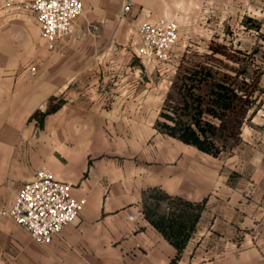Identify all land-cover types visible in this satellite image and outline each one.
Segmentation results:
<instances>
[{"label": "crops", "instance_id": "crops-1", "mask_svg": "<svg viewBox=\"0 0 264 264\" xmlns=\"http://www.w3.org/2000/svg\"><path fill=\"white\" fill-rule=\"evenodd\" d=\"M81 3L51 44L33 11L0 0V211L41 168L86 198L47 244L0 217V264H264V163L237 170L160 131L178 54L158 64L137 53L143 22L174 20L177 40L209 41L217 24L261 18L264 0ZM155 192L204 202L178 254L145 218L167 210Z\"/></svg>", "mask_w": 264, "mask_h": 264}, {"label": "rangeland", "instance_id": "rangeland-1", "mask_svg": "<svg viewBox=\"0 0 264 264\" xmlns=\"http://www.w3.org/2000/svg\"><path fill=\"white\" fill-rule=\"evenodd\" d=\"M262 13L261 18L249 16L230 25L217 24L209 41L207 38L197 37H190L188 41L177 40L168 51V60L157 62L167 63L171 54H178L173 79H178V84L186 68L196 70L193 66L197 63L211 68L215 78L228 74L237 83L244 81L250 84L247 90L251 93V104L247 113L240 118V124L233 130L234 135L227 130L220 131L216 117L205 112L200 118L201 123L208 122L216 128L214 136L210 135L214 143L211 150L216 153L215 156L229 159L237 170L238 167L247 166L249 173L254 163H264V10ZM206 91L208 83L204 82L194 92L203 95ZM171 92L175 99L170 105L177 112L166 107V114L174 118L181 115L183 121L190 123L188 112L181 110V96L175 90ZM240 94L243 96L244 93ZM168 123L171 124V121L168 120Z\"/></svg>", "mask_w": 264, "mask_h": 264}, {"label": "built area", "instance_id": "built-area-1", "mask_svg": "<svg viewBox=\"0 0 264 264\" xmlns=\"http://www.w3.org/2000/svg\"><path fill=\"white\" fill-rule=\"evenodd\" d=\"M17 10H31L39 25V35L49 43L65 37L74 19L82 12L81 0H6ZM129 4L123 8L128 12ZM140 56L156 62L168 60V51L178 39V24L174 20L159 19L137 26ZM68 184L57 181L45 168L37 170L32 181L22 184L14 193L12 205L0 211V217L11 218L24 228L38 244H47L63 226L76 220L86 198L75 199Z\"/></svg>", "mask_w": 264, "mask_h": 264}, {"label": "trees", "instance_id": "trees-1", "mask_svg": "<svg viewBox=\"0 0 264 264\" xmlns=\"http://www.w3.org/2000/svg\"><path fill=\"white\" fill-rule=\"evenodd\" d=\"M193 67L197 69L186 68L185 74L180 78V84L178 79L172 82V90L181 96V110L188 112L191 122L183 121L181 115L174 118L166 114V107H171L177 112V109L170 105L175 99L171 90L160 112L161 120L156 126L167 135L215 156L216 153L211 150L214 146L211 136H214L216 128L208 122L201 123L200 118L206 112L219 120L220 131L227 130L229 134L234 135L233 130L240 124V118L247 113L251 104V93L247 90L250 84L244 81L237 83L235 78L228 74L215 78L211 68L200 63L194 64ZM204 82L208 83V91L203 95L196 94V87ZM240 92L244 93L243 96ZM55 107L50 106L46 113ZM151 197L156 206L164 202L167 210L160 212L157 209H145V218L175 247L178 254L194 232L204 202L192 203L180 198H171L160 192L153 193Z\"/></svg>", "mask_w": 264, "mask_h": 264}]
</instances>
